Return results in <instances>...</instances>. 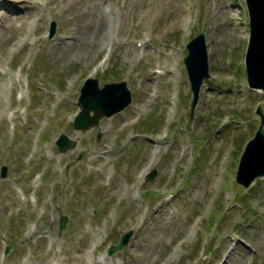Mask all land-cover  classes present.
<instances>
[{"label":"rangeland","instance_id":"374dc122","mask_svg":"<svg viewBox=\"0 0 264 264\" xmlns=\"http://www.w3.org/2000/svg\"><path fill=\"white\" fill-rule=\"evenodd\" d=\"M32 1L0 0V264H264V175L235 180L264 114L243 0ZM33 11L37 27L7 21ZM198 33L209 77L191 108ZM89 80L125 81L131 102L75 129Z\"/></svg>","mask_w":264,"mask_h":264},{"label":"water","instance_id":"95a60500","mask_svg":"<svg viewBox=\"0 0 264 264\" xmlns=\"http://www.w3.org/2000/svg\"><path fill=\"white\" fill-rule=\"evenodd\" d=\"M248 13L249 36L244 55L246 81L249 88L264 93V0H243ZM186 48L188 54L184 57L188 79L191 83L193 98L191 108L198 99V93L203 79L209 77L207 51L203 34H198L191 39ZM82 111L76 117L73 127L85 130L97 125L99 119L123 109L131 102L130 92L124 82L108 83L98 88L96 80H89L81 88L79 97ZM93 116H89V112ZM256 113L260 123L253 135L245 144L240 155L235 180L248 186L256 177L264 175V114L260 107ZM59 151L65 152L73 148L74 141L69 140L64 134L57 139ZM154 173L148 174L151 178ZM64 225V219L60 220V228ZM132 230L120 234L118 241L111 244L109 252L121 250L128 242Z\"/></svg>","mask_w":264,"mask_h":264},{"label":"bare ground","instance_id":"6f19581e","mask_svg":"<svg viewBox=\"0 0 264 264\" xmlns=\"http://www.w3.org/2000/svg\"><path fill=\"white\" fill-rule=\"evenodd\" d=\"M1 1H4V0H1ZM30 1V0H29ZM34 1V5H36V4H38V6L40 5V1L41 0H33ZM32 1V2H33ZM25 2V1H24ZM15 3V2H14ZM42 4V3H41ZM21 5V4H20ZM24 5V4H23ZM29 5V4H28ZM32 6V5H31ZM18 7H20V6H18ZM25 7V6H24ZM37 8V7H36ZM26 10V9H25ZM3 11V10H2ZM5 11V10H4ZM35 11V10H34ZM34 11L33 12H29V15H28V18L25 16V14L23 15V16H21V18H17V17H15V18H11V19H9L8 17V19L9 20H7L8 22H13V23H19V24H21V23H23V21L25 22L26 21V25H27V23L28 24H30V23H33V24H35L36 25V27H37V25H38V20H36L35 19V16H34ZM9 12V11H8ZM19 12V11H18ZM6 14V13H5ZM7 15V14H6ZM19 15V14H18ZM5 16V15H4ZM183 16V15H182ZM2 18V17H1ZM181 19V18H180ZM5 20V19H4ZM1 21H2V19H1ZM6 21V22H7ZM181 22H183L184 21V19H182V20H180ZM5 22V21H4ZM21 22V23H20ZM179 22V21H178ZM184 23V22H183ZM2 24V23H1ZM10 24V23H9ZM14 26V25H13ZM17 26V25H16ZM96 26V25H95ZM1 27V26H0ZM18 27V26H17ZM28 27V26H27ZM16 28V27H15ZM26 28V27H25ZM16 30V29H15ZM104 32L105 31H103L102 30V26L101 25H99V26H97V29H96V33H94L93 35H95L94 37H98V38H100L99 40H105L104 39V37H105V35H104ZM1 34V33H0ZM6 34V33H5ZM9 36V35H8ZM7 36V38H9ZM2 37V36H1ZM2 39V38H1ZM1 41V40H0ZM20 41V40H19ZM12 43V42H11ZM144 52V48H143V50H142V53ZM141 53V52H140ZM82 55V54H81ZM5 71V70H4ZM7 71V70H6ZM2 82V81H1ZM1 85V84H0ZM0 93H3V92H0ZM8 93V92H7ZM1 97V96H0ZM1 105H2V103H1Z\"/></svg>","mask_w":264,"mask_h":264}]
</instances>
